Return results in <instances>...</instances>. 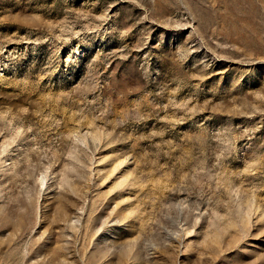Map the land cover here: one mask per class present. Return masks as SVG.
<instances>
[{"label": "rangeland", "instance_id": "374dc122", "mask_svg": "<svg viewBox=\"0 0 264 264\" xmlns=\"http://www.w3.org/2000/svg\"><path fill=\"white\" fill-rule=\"evenodd\" d=\"M0 264H264V0H0Z\"/></svg>", "mask_w": 264, "mask_h": 264}]
</instances>
